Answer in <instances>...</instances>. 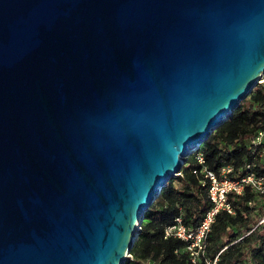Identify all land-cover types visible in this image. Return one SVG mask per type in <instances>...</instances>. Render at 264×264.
<instances>
[{"label":"water","instance_id":"water-1","mask_svg":"<svg viewBox=\"0 0 264 264\" xmlns=\"http://www.w3.org/2000/svg\"><path fill=\"white\" fill-rule=\"evenodd\" d=\"M263 73L264 0H0V264H124Z\"/></svg>","mask_w":264,"mask_h":264},{"label":"trees","instance_id":"trees-1","mask_svg":"<svg viewBox=\"0 0 264 264\" xmlns=\"http://www.w3.org/2000/svg\"><path fill=\"white\" fill-rule=\"evenodd\" d=\"M260 129L264 130V85L258 83L232 117L186 158L182 174L163 186L145 213L131 250L133 257H128L124 264H189L186 243L173 237L165 238L164 228L177 216H183L187 225L196 226L212 206L207 187L192 171L193 167H198L196 153L203 151L207 163L214 169L233 164L239 170L245 162L256 161V171L264 174V143L256 146L255 151L250 148ZM229 199L235 214L226 211L218 214L212 226L209 254L214 257L226 247L217 264H264V221L260 222L264 217V194L247 189L240 196L230 194Z\"/></svg>","mask_w":264,"mask_h":264},{"label":"built area","instance_id":"built-area-1","mask_svg":"<svg viewBox=\"0 0 264 264\" xmlns=\"http://www.w3.org/2000/svg\"><path fill=\"white\" fill-rule=\"evenodd\" d=\"M259 83L264 85V73L259 79ZM250 147L254 151L256 146L264 143V130L260 129L253 139ZM264 149V147H263ZM263 156V153H260ZM198 167H193L192 171L200 177L204 187H207L208 195L212 206L205 212L200 223L196 226H189L184 222L183 216H177L171 223L165 226V238L173 237L186 243L185 251L188 255L189 264H217L219 255L226 248H223L214 257L209 254V243L212 226L221 211L235 214V207L229 199L233 196L243 195L247 189L263 195L264 194V174L256 171V161H247L237 170L233 164H225L218 169L212 168L206 160L203 151L195 155ZM186 163V159L184 161ZM179 174H182L180 171ZM264 221V217L260 222ZM178 252V250H176ZM132 258V254H129Z\"/></svg>","mask_w":264,"mask_h":264},{"label":"rangeland","instance_id":"rangeland-1","mask_svg":"<svg viewBox=\"0 0 264 264\" xmlns=\"http://www.w3.org/2000/svg\"><path fill=\"white\" fill-rule=\"evenodd\" d=\"M244 100V99H243ZM248 103H250L249 100L246 101V104L248 105ZM215 131V130H214ZM261 209H263V206L261 207Z\"/></svg>","mask_w":264,"mask_h":264}]
</instances>
